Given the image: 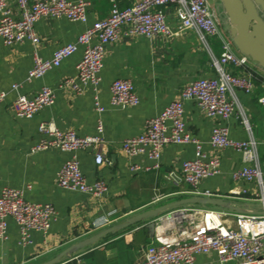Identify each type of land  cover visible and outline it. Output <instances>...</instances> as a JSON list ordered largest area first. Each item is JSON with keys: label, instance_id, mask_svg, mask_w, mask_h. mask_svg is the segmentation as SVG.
I'll list each match as a JSON object with an SVG mask.
<instances>
[{"label": "crops", "instance_id": "obj_1", "mask_svg": "<svg viewBox=\"0 0 264 264\" xmlns=\"http://www.w3.org/2000/svg\"><path fill=\"white\" fill-rule=\"evenodd\" d=\"M118 3L121 9L131 4L129 0H118ZM8 4L13 17L19 19L17 1L8 0ZM214 7L218 11L222 31L230 37L228 19L225 21L223 18H227L226 14ZM111 8L109 0H92L88 8V25L105 19ZM165 12L167 22L175 33L172 37L156 36L150 39L122 33L117 42L105 45L99 95L106 110L101 115L94 108L95 92L92 87L83 86L77 78L82 49L66 59L59 69L42 79L30 81L28 72L34 63V44L27 39L7 46L0 36V89L10 92L12 85L17 83L20 94L33 98L42 87L48 86L57 96L54 106L45 107L31 119L16 115L13 104L15 92H10L8 99L0 104V194L8 186L23 191L25 200L49 203L56 210L50 230L46 234L32 231L30 241L25 244H21L19 226L13 218H9L8 238L0 239V264H42L51 261L68 248L106 229L123 226L141 215L151 214L192 197L189 184L170 179L168 175H181L183 163L194 157L193 146L170 144L162 151L159 170L139 172L131 171V165L145 166L153 162L147 156L129 157L122 146L126 139L144 132L147 120L159 116L172 102L182 100V90L187 84L199 78L219 77L213 61L221 56L220 41L207 37L206 44L196 31H181L174 6L165 9ZM88 25L65 17L39 20L35 24L40 37L39 55L52 59L59 47L75 42ZM250 66L255 74V90L252 94L235 91L238 106L229 120L210 119L195 101H183L187 131L205 144L208 154L216 155L221 160V174L202 181L199 187L216 192L219 195L217 198L232 206L228 209L212 205L197 207L228 213L260 209V203L255 200L260 195L257 183L232 179V173L245 166L242 152L232 148L215 150L209 145L213 129L228 126L232 139L254 140L257 143V157L264 171V107L258 101L264 95V69L253 61ZM226 70L238 75L242 71L233 67ZM67 79L75 80L80 91L72 87L62 88ZM117 79L133 82L140 98L139 106L127 109L111 106V85ZM242 113L247 117L250 129L242 123ZM99 119L104 125V144L100 152L110 164H96V151L99 149L80 150L75 156L88 182L104 180L108 185L107 193L102 198H95L61 189L57 184V175L71 155L57 148L34 152L33 147L43 138L38 130L39 125L53 122L62 131H74L78 136L90 137L97 134ZM158 194L162 198L154 202ZM164 214L139 220L107 235L96 244L62 258L59 263L141 264L144 251L154 238L148 226ZM101 217L114 221L96 230L94 221ZM223 221L228 226L236 225L232 216ZM194 264L221 263L217 253L211 252L199 255ZM227 264L244 263L236 260Z\"/></svg>", "mask_w": 264, "mask_h": 264}, {"label": "built area", "instance_id": "obj_2", "mask_svg": "<svg viewBox=\"0 0 264 264\" xmlns=\"http://www.w3.org/2000/svg\"><path fill=\"white\" fill-rule=\"evenodd\" d=\"M16 1L19 19L13 17L8 0H0V36L7 46L27 39L34 44V63L28 72V80L44 78L82 49L77 78L83 86L92 87L95 92L94 108L100 115L106 110L99 95L106 54L104 47L117 42L122 33L150 39L156 36L172 37L175 33L167 22L165 9L174 6L181 31H196L206 44L207 37L219 40L222 53L220 58L213 61L219 77L199 78L187 84L182 90V100L172 102L159 116L147 120L144 132L126 139L122 145L129 157L147 156L153 162L145 166L132 164L130 169L133 172L159 170L162 151L170 144L193 146L194 157L183 163L181 175L170 173L168 178L189 184L192 197L219 196L216 192L199 187L202 181L221 174V160L216 155L208 154L205 144L187 131L183 101H195L210 119L229 120L238 106L235 91L252 94L255 90V74L250 66L252 60L236 51L232 38L222 31L218 11L211 0H129L131 4L124 9L119 7L118 0H109L112 5L109 15L89 25L88 8L92 0ZM63 17L88 26L75 42L59 47L52 59H44L39 55L40 37L35 24L43 18ZM228 67L241 69V74L227 71ZM61 87L80 91L73 79H67ZM19 88L20 85L15 83L10 91L16 93L13 104L19 118L31 119L45 107L56 103V92L48 86L42 87L33 98L20 94ZM10 92L0 89V104L8 99ZM258 101L264 107V95ZM110 104L121 109L139 106L140 98L133 82L115 80L111 85ZM241 115L242 123L250 129L247 117L243 113ZM38 130L43 138L33 147L34 152L57 148L71 155L57 175V184L61 189L95 198H102L107 193L108 185L104 180L88 182L75 156L80 150L99 149L96 151V164H110L100 152L104 144L101 119L98 121L97 134L90 137L78 136L74 131H62L53 122H42ZM209 145L215 150L232 148L242 152L245 166L233 172L232 179L257 183L260 195L255 200L260 203V209L255 212L242 210L228 213L197 206L175 208L155 221L154 238L146 247L141 264H194L199 255L211 252L217 253L221 264L236 260L244 264H264V171L257 157V143L254 140H234L228 126H217L212 131ZM161 198L162 195L158 194L154 202ZM55 216L56 210L52 204L31 203L25 200L23 191L6 186L0 194V239L8 238L9 218H13L19 226L20 241L25 244L30 241L32 231L46 234ZM230 216L235 219V226L224 223L223 219ZM113 221L109 217H101L94 221V227L99 230Z\"/></svg>", "mask_w": 264, "mask_h": 264}, {"label": "water", "instance_id": "obj_3", "mask_svg": "<svg viewBox=\"0 0 264 264\" xmlns=\"http://www.w3.org/2000/svg\"><path fill=\"white\" fill-rule=\"evenodd\" d=\"M220 2L222 3L224 13L228 19L230 26L228 33L233 40L235 48L239 53L248 56L253 62L264 69V0H220ZM196 205H212L227 209L232 208L229 202L220 198H187L167 207H163L151 214L141 215L123 226L106 229L68 248L55 259L42 264H57L62 258L71 256L87 246L96 244L107 235L125 229L139 220L156 217L161 213H167L175 208ZM148 227L152 234H154L155 223H151Z\"/></svg>", "mask_w": 264, "mask_h": 264}, {"label": "flooded vegetation", "instance_id": "obj_4", "mask_svg": "<svg viewBox=\"0 0 264 264\" xmlns=\"http://www.w3.org/2000/svg\"><path fill=\"white\" fill-rule=\"evenodd\" d=\"M211 4L217 6L218 9L220 8V6L222 7V3L220 2V0H211Z\"/></svg>", "mask_w": 264, "mask_h": 264}, {"label": "rangeland", "instance_id": "obj_5", "mask_svg": "<svg viewBox=\"0 0 264 264\" xmlns=\"http://www.w3.org/2000/svg\"><path fill=\"white\" fill-rule=\"evenodd\" d=\"M220 11H221L222 13H224V12H223V8H222L221 6H220ZM223 18H224L225 21L227 20L226 17L223 16ZM226 27H227V26H226ZM228 29H229V27L227 28V30H228ZM175 218H178V217H175Z\"/></svg>", "mask_w": 264, "mask_h": 264}]
</instances>
